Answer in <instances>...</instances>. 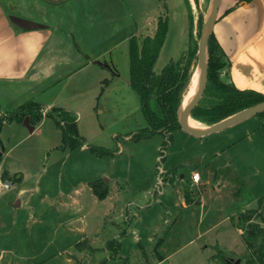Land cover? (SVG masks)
Listing matches in <instances>:
<instances>
[{
	"label": "crops",
	"instance_id": "obj_1",
	"mask_svg": "<svg viewBox=\"0 0 264 264\" xmlns=\"http://www.w3.org/2000/svg\"><path fill=\"white\" fill-rule=\"evenodd\" d=\"M71 1L75 0L60 5L45 3L59 10ZM76 1L81 13L87 10L89 18L99 19L98 22L110 21V10L118 5V0H106L102 7L101 0ZM137 1L144 8L142 17L137 19L140 23L134 24L137 37L153 35L157 19H168L157 63L171 30L178 29L174 35L181 36L182 31L191 29L192 3L154 0V14H148L150 19L145 23L144 6L148 1ZM19 13L12 0H0V99L4 100L0 105V145L4 144V125L14 134L6 141L16 142L4 149V156L0 154V174L12 184L6 189L4 206L0 208V262L79 264L75 261L84 255L85 249H77V244L84 240L104 253L106 260L107 252L94 248L93 243L106 248L109 241L117 239L121 258L131 264L139 247L145 253H155L154 243L161 240L156 250L159 255L168 232L173 231L177 238H189L185 241L188 244L222 227L232 229L235 237L230 238H240L247 249L243 232L233 218L259 208L256 203L260 191L255 181L250 185L249 182L258 177V165L264 163V118L254 117L201 138L177 129L162 156L161 134L156 144H145L144 139L135 140L131 135L123 137L118 143L119 151L113 155L91 152L88 146L108 148L110 140L117 136L106 133L101 124L111 101L100 105L109 100L105 98L109 91L112 101L119 97L122 102L125 100L117 88L120 74L112 52L115 46L96 38V28L87 22L75 26L68 17L61 21L45 16L42 20L32 11L29 15L34 19L29 20L19 17ZM19 19L27 24L21 26ZM150 28L152 32L147 34ZM212 34L230 63L221 79L239 90L264 95V0H220ZM175 44L169 62L182 52L178 48L180 43ZM124 82L130 88L129 76ZM130 97L125 103L134 100ZM29 101L42 107V118L28 116L32 130L26 134L24 119L18 122L15 118L8 120L7 116ZM52 108L75 116L83 146L73 150L59 148L61 130L45 116ZM135 108L140 110L139 106ZM34 132L40 133L38 143L43 144L42 149H37L41 154L39 165L30 157L7 162L6 157L20 142L16 136L27 138ZM146 148L149 154H145ZM145 160L151 164L146 176L145 169L139 167ZM193 173L199 174L197 183L191 180ZM99 181L108 190L103 200L90 187V183ZM135 204L139 211L130 228L125 235L118 234L117 223L122 217L125 220ZM151 213L158 219L154 220ZM214 239L216 243L217 238ZM161 258L160 262L165 261ZM112 261L108 259L105 264Z\"/></svg>",
	"mask_w": 264,
	"mask_h": 264
},
{
	"label": "rangeland",
	"instance_id": "obj_2",
	"mask_svg": "<svg viewBox=\"0 0 264 264\" xmlns=\"http://www.w3.org/2000/svg\"><path fill=\"white\" fill-rule=\"evenodd\" d=\"M106 0H101L99 3L102 6H104ZM121 0L117 1V8L113 7L110 10V21L108 20H101L98 22V20H93V18H89L90 15H88L87 10H85L83 13L80 12L79 7L76 5L77 2L71 1L64 5L63 9H51L48 4L45 3L44 0H12V2L19 8L20 13L18 14L19 17H28L30 19H34L33 16L29 15L32 11L33 13L37 14L36 16L40 19L45 20V16L49 17L50 19H53V17H58L59 20H63V18L68 17L70 23H72L75 26H82L83 22H87L88 25L93 26L96 28V31L94 32V35L96 38L103 40V43L106 44H113L114 50L113 56L115 59V64L117 65L118 73L120 74V80L118 82L117 88L119 89L121 94H124L125 100L122 102L120 97L117 100L112 101V94L111 91H109L105 98L109 100H105L103 102H100L101 106H104L107 102H110V109L101 119V124L104 128H106L105 131L108 134H115V135H122L128 132H133L136 129L137 124L143 123V118L141 116L140 110L138 108H135L139 106L140 108V102L137 94L133 92L126 84V80H128L129 76V60H128V45H129V39L131 36H136V33L134 31L135 23H140L139 17H142V13L144 12V8L138 3L136 0L135 3H133L131 0ZM148 2H145V23L148 22L149 15H153L154 12V0H145ZM192 4V24L191 29L189 32L182 31L181 36H175L174 34L177 29H172L164 46V49L162 50L159 60L155 65L154 72L159 73L162 68L169 63V55L173 52V46L177 45L175 42L180 43V46L178 45V48L180 47L181 51L179 56L174 61L176 62L182 57H187L190 50H195L197 53V47H198V40L200 36V29L198 28L199 25L197 24V17L198 14H202L203 17L206 15L207 9L210 4V0H197V3L194 2V0L190 1ZM75 5V6H74ZM98 5V4H97ZM100 7H96L95 9L98 10ZM162 7H159L161 10ZM102 10V9H101ZM34 14V15H35ZM163 17V16H162ZM27 18V19H28ZM134 19V20H133ZM96 21L97 23H95ZM134 21V23H133ZM17 23H19L21 26H25L27 23H25L22 20H17ZM148 23V27H149ZM148 29V28H147ZM154 33L155 31L152 30ZM151 28L149 30H146V33L149 34V32H152ZM153 33V34H154ZM132 34V35H131ZM148 36H153L148 35ZM124 37V39H123ZM137 37V36H136ZM146 37V36H145ZM139 40H141L140 37ZM176 40V41H175ZM177 50H174L176 52ZM178 55V54H177ZM114 88V86H113ZM189 91V90H188ZM128 92V93H127ZM128 94V95H127ZM132 96L134 100L127 101L125 103L127 97ZM131 98V97H130ZM4 103V100L0 99V105ZM127 110L129 113L126 115L124 111ZM199 124V122H198ZM200 125V124H199ZM201 126V125H200ZM203 127V126H201ZM2 128V124H0V130ZM9 127L7 125H4L3 128V142L4 144L0 145V154L4 156V149H9L13 145H15L11 141L8 143L6 141V138L8 137L10 140L14 136L13 132H11V129H8ZM26 134H28V128L25 126V129H23ZM38 132V129L36 130ZM40 132V131H39ZM35 134V132H34ZM29 135V137L25 138L23 135L16 136V139H19L20 142L15 146V148L9 153V155L6 157V161L14 160L20 158V159H27L30 157L32 162H36V164L39 165L41 161H39L40 153H38L37 149H42V145L38 143V138L40 137V133H37L35 135ZM110 136V135H109ZM160 134H153L149 136H145V144H156L157 141H159ZM165 138L161 137V142H163ZM18 140V141H19ZM110 138L108 137L109 141ZM137 140V139H135ZM140 140V139H139ZM109 146H111L114 143V139L110 140ZM145 154H149V148L145 149ZM41 155V154H40ZM46 159V153L42 154V160ZM16 160V161H17ZM149 161L145 160L144 163L139 164V167L142 169H145V176L147 175L150 165L148 164ZM43 165V164H42ZM253 167V166H252ZM260 171L256 175L257 178H252L249 182L252 183V181H255L256 187H258V193H260L261 197L259 201L256 203L259 208L256 209V212L254 214H248V211L244 213V215L249 216L252 218V220H255L251 222V224H258L254 222L258 221H264V163H259L258 165ZM17 169V168H16ZM3 176L0 174V179ZM6 189H0V208L1 206H4L5 197H3L6 194ZM207 200L210 198V195L207 194L206 197ZM143 203L145 205V200L143 199ZM262 201V202H261ZM261 202V203H260ZM139 211V207L137 204L133 205V210L127 212V217L124 220L121 219V221L118 224V234L122 233L123 231H127L130 228V223L132 220L136 217L137 213ZM153 219H158L157 215L154 213H151ZM125 216V215H124ZM106 223V222H105ZM258 226L263 227L264 224H258ZM228 229H225V227L218 228L215 230L210 231L207 235H205L201 239L194 240L188 244H185V241L189 240V238H177L172 233L168 232L166 233L168 237L166 238V244H164L163 249L160 251V256H163L165 261H162L158 259L155 253L152 252V250H149V252L145 253V250H142L139 247V250H137V253H135L132 256V262L131 264H225L221 260V257H227L228 259H234V260H240V264L244 263L245 260L249 257V253L247 249L250 251V257L251 253L256 249L258 244V238H247L249 242H251V249L245 248L240 238L236 237L235 239H231L230 236H234L231 233V230H229V227H226ZM163 230L166 231V226H164ZM249 230L251 228L249 227ZM164 231V232H165ZM247 229L245 230V233H247ZM164 236L163 234H161ZM214 237L217 238V242H214ZM235 237V236H234ZM247 237V236H246ZM156 243V242H155ZM154 243V245H155ZM89 245V242H88ZM90 246V245H89ZM93 247H100L102 249L101 252H107L108 259L110 258L111 251L107 248H105L103 245H99V243L95 244L93 243ZM152 248V246H151ZM84 255L79 256V260L75 261L79 264H105L108 259L103 260L105 257H103L102 253H99L100 251L96 249L95 251H88L85 249ZM98 253V254H97ZM235 253V254H233ZM147 254V255H145ZM102 255V256H100ZM120 255V254H119ZM83 256V257H82ZM112 260V259H111ZM74 261V260H73ZM124 264L127 263V260L124 261L122 259L120 260H113L111 264ZM3 262H0V264H3ZM6 264V263H5Z\"/></svg>",
	"mask_w": 264,
	"mask_h": 264
},
{
	"label": "trees",
	"instance_id": "obj_3",
	"mask_svg": "<svg viewBox=\"0 0 264 264\" xmlns=\"http://www.w3.org/2000/svg\"><path fill=\"white\" fill-rule=\"evenodd\" d=\"M51 5H60L68 0H44ZM197 3V0H194ZM203 15L198 14L197 24L201 28ZM168 27L167 17H159L156 23V30L153 36H146L139 40L136 36H131L128 45L129 57V86L135 92L140 102V113L143 118L142 124H137L133 132L117 135L114 143L108 148L98 146H88L91 152L96 154L113 155L119 151L118 143L123 137L131 136L134 139H145V136L161 134L165 138L159 149L162 156L167 148L172 144V133L180 129L177 122L178 111L181 107L183 97L189 90L190 80L196 66V51L190 50L187 57H182L176 62H169L157 74L154 72V65L159 52L163 46ZM227 56L220 49L213 34L210 35L207 45V80L203 96L199 104L192 111L191 117L203 126H209L228 118L246 108L264 101V95L253 90H239L233 83L221 79V74L229 67ZM42 107L35 102L29 101L19 106L7 116L8 120L15 118L22 122L25 117L31 116L39 120ZM45 116L54 120L62 133L60 149H76L83 146L84 141L78 135L76 129L75 116L66 110L52 108L47 110ZM256 118H264V112ZM1 124V123H0ZM90 187L93 194L103 200L108 190L103 182H92ZM262 202V201H261ZM260 202V203H261ZM256 210L248 211L254 214ZM235 225L243 232V240L247 248L251 249V242L247 239L258 238L256 249L251 253V257L242 264H264V229L258 224H251L252 218L244 214L234 219ZM264 222V221H262ZM249 227L251 230H249ZM248 230L245 233V230ZM126 231H123V235ZM247 236V237H246ZM161 240H158L153 250L161 260V256L156 253ZM106 248L111 251L112 260L124 261L119 255L120 243L117 239L109 241ZM77 249L95 251L84 240L77 244ZM225 263L227 257L222 256ZM126 261V260H125ZM124 264V262H122Z\"/></svg>",
	"mask_w": 264,
	"mask_h": 264
},
{
	"label": "water",
	"instance_id": "obj_4",
	"mask_svg": "<svg viewBox=\"0 0 264 264\" xmlns=\"http://www.w3.org/2000/svg\"><path fill=\"white\" fill-rule=\"evenodd\" d=\"M220 0H210L209 7L206 15L204 16L202 26L200 29V36L198 40V47L196 53V66L194 68L193 75L190 83L194 87V94L189 102L188 106L183 107V101L178 111L177 122L182 131L196 137L201 138L214 133L221 132L234 125L242 123L248 119L254 118L257 115L264 112V101L259 102L249 108H246L234 115L229 116L226 119L219 121L218 123L203 127L202 129H196L190 126L192 121V111L199 104L206 86L207 80V45L208 39L212 34L213 26L217 19V10ZM23 125L31 132L32 128L29 126V118L25 117ZM16 205H18L16 203ZM225 264H240V260L228 259L225 260Z\"/></svg>",
	"mask_w": 264,
	"mask_h": 264
},
{
	"label": "bare ground",
	"instance_id": "obj_5",
	"mask_svg": "<svg viewBox=\"0 0 264 264\" xmlns=\"http://www.w3.org/2000/svg\"><path fill=\"white\" fill-rule=\"evenodd\" d=\"M194 87L195 86H192V82H191L190 86H189V91H187L183 97V107L188 106L189 102L191 101L193 94H194ZM190 126L193 128H196V129H202L203 128L195 120L190 121Z\"/></svg>",
	"mask_w": 264,
	"mask_h": 264
},
{
	"label": "built area",
	"instance_id": "obj_6",
	"mask_svg": "<svg viewBox=\"0 0 264 264\" xmlns=\"http://www.w3.org/2000/svg\"><path fill=\"white\" fill-rule=\"evenodd\" d=\"M191 180L195 183L199 180V174L193 173L191 174ZM11 182L8 179H0V189H9L11 187Z\"/></svg>",
	"mask_w": 264,
	"mask_h": 264
}]
</instances>
